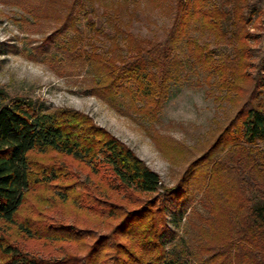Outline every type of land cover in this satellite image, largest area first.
Segmentation results:
<instances>
[{
	"label": "trees",
	"instance_id": "16d2710c",
	"mask_svg": "<svg viewBox=\"0 0 264 264\" xmlns=\"http://www.w3.org/2000/svg\"><path fill=\"white\" fill-rule=\"evenodd\" d=\"M140 1L165 8L170 26L163 39L129 30ZM15 5L28 14L31 21L25 22L34 31L51 27L41 61L58 75L86 72L85 90L119 114L157 122L172 86L188 83L207 89L221 116L213 121L208 148L166 188L87 115L32 100L1 105L0 224L16 225L33 181L45 185L66 177L60 165L35 170L31 152L60 153L94 175L107 172L114 191L143 199L117 214L113 204L87 205L70 186L56 185L58 199L101 221L113 220V227L97 235L78 225H56L49 234L55 240L92 238L83 257L59 260L29 255L0 237V264H264V74L252 72L258 68L253 30L261 22L252 1L16 0ZM97 10L107 17L111 36L92 19ZM83 24L89 36L83 37ZM99 36L108 42L104 48L97 46ZM168 211L175 223L184 220L180 232L170 229ZM18 227L26 236L46 237L36 227Z\"/></svg>",
	"mask_w": 264,
	"mask_h": 264
},
{
	"label": "rangeland",
	"instance_id": "374dc122",
	"mask_svg": "<svg viewBox=\"0 0 264 264\" xmlns=\"http://www.w3.org/2000/svg\"><path fill=\"white\" fill-rule=\"evenodd\" d=\"M15 1L0 0V106L9 105L15 99L32 100L48 108L74 109L87 115L158 174L163 187H174L191 163L208 148L213 121L221 116L220 107L209 96L207 89L188 83L172 86L157 122H150L148 118L134 113L121 115L85 90L88 81L86 72L80 75L77 72L70 76L58 75L41 61L43 55L40 58V48L51 27L43 26L37 31L28 27L25 21L31 19L15 5ZM251 1L261 19L253 30L258 35L257 42L252 45V60L258 68L252 72L264 74V0ZM135 16L129 30L139 37L163 39L165 28L170 26L165 8L148 5L145 1H140ZM91 17L104 34L112 35L107 17L101 10L91 13ZM122 19L126 22L127 16L123 15ZM79 28L83 37L90 35L84 24ZM99 39L97 46L104 48L108 44L106 38L99 36ZM28 159L37 171L43 167L60 165L66 177L45 185L33 181L16 215V225L0 224V237L17 249L44 260H59L64 256L83 257L89 250L91 237L76 243L50 237L56 225H78L98 235L109 231L115 224L111 219L101 221L74 207L69 201L58 199L56 185L70 186L71 194L82 197L81 200L87 205L103 201L113 204L117 214L136 207L138 200L143 197L136 196L138 200L136 198L133 201V197L128 198L120 191H114L110 187L112 179L107 172L94 175L82 163L60 153L31 152ZM197 178L194 183L199 180ZM167 217L170 229L180 232L184 220L175 223L171 211L167 212ZM21 224L36 227L41 232L47 231L46 237L26 236L18 227Z\"/></svg>",
	"mask_w": 264,
	"mask_h": 264
}]
</instances>
